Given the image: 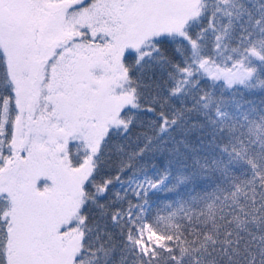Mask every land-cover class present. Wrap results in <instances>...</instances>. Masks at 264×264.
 Segmentation results:
<instances>
[{
    "label": "snow or ice",
    "instance_id": "obj_1",
    "mask_svg": "<svg viewBox=\"0 0 264 264\" xmlns=\"http://www.w3.org/2000/svg\"><path fill=\"white\" fill-rule=\"evenodd\" d=\"M0 264H264V0H0Z\"/></svg>",
    "mask_w": 264,
    "mask_h": 264
}]
</instances>
